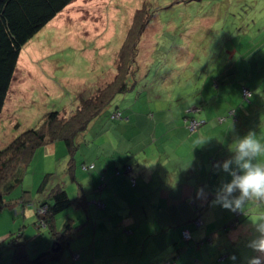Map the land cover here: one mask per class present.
Segmentation results:
<instances>
[{
    "label": "rangeland",
    "instance_id": "374dc122",
    "mask_svg": "<svg viewBox=\"0 0 264 264\" xmlns=\"http://www.w3.org/2000/svg\"><path fill=\"white\" fill-rule=\"evenodd\" d=\"M137 12H144L143 17L150 14L140 35L137 51L141 56V68L146 67V76L140 78L138 74L135 75L137 83L126 93L116 94L109 106L90 125L83 136L85 141L74 155L76 161L84 158L87 154L86 148H98L100 132L106 133L102 139L106 141L109 149L132 147L142 156L141 160L143 149L144 153L159 152L162 156L155 159L156 162L162 161L164 157L167 159L173 151L177 153L180 148L184 149L187 144L181 143L180 135L167 134V128L171 127L167 123L158 121L152 124L150 121L153 118L150 114L158 108L163 109L165 105L161 106L160 101L174 103L173 107H176L178 101L187 100L188 104H191L186 107V110H189L203 99L204 103L208 102L204 106L205 109H213L212 112L216 113L211 104L215 98L212 91L204 92V96L199 92L206 79L211 87L214 88V80L222 87L219 88L218 107L223 114L226 115L229 108L235 107L238 112L248 115L245 119L248 120L247 123L258 121L261 117L258 122L264 125V0H73L34 34L20 51L36 53L30 60L33 66L40 65V70L46 66V60L54 68L52 71L47 66L48 68L43 69L45 73L37 75L35 80L33 75L26 77L29 76L27 68L17 63L10 99L16 92L20 79H30L34 89L30 97L25 98L27 103L9 104L1 112L0 148L25 128L38 127L46 112L58 110L68 114L75 109L76 93L82 89L78 82L82 81L83 76L95 82L104 79L107 72L113 71L110 61L112 57L114 59ZM45 53H48L46 60L43 56ZM72 74L80 79L76 85H67L68 83L62 81H69L68 77ZM45 77L51 85L50 91L43 90L42 83L37 79L44 81ZM243 82L251 90L257 88L252 90L250 103L241 97L240 87ZM19 96L23 98L22 95ZM116 106L120 109L132 108L138 117L137 122L125 126L126 128L118 126L120 120H113L111 113ZM170 107L166 109L170 110ZM160 112L166 113L165 110ZM155 114L159 116L157 112ZM141 116L150 121L143 120ZM216 118H213L212 122L218 121L219 117ZM133 134L137 136L133 139L134 144H130L132 141L129 142L126 138ZM95 136L96 143L93 139ZM90 141L92 142L89 145ZM232 144L229 143L228 146ZM162 152L166 155L163 156ZM69 159L70 155L63 141L39 146L32 159L24 166L23 185L16 186L7 195L15 196L21 192V188H29L35 198L37 186L46 172H52L48 183L53 179L57 182L61 177L66 180ZM71 182L66 184L70 196L73 194L70 187L77 188L76 183ZM213 201L212 209L203 211L222 215L225 208L213 204ZM254 206L253 209L260 208L257 204ZM79 211L67 207L57 214L64 215L61 222L57 219L59 228L66 215L76 219L75 222H80L81 218H77ZM231 211L235 214V210ZM250 218L251 222L256 219ZM23 219L18 210L8 207L0 210V252L10 251L6 240L1 241V235L9 232L10 221H15L16 228L11 231L17 232L18 222ZM34 220L31 224L36 234L39 233V242L42 241L39 247L45 250L48 248L46 240L50 244L52 242L51 236L44 228H36ZM252 225L248 224L246 227L254 228ZM250 236L249 239L255 237ZM26 242L29 254L35 256L37 251H33L34 244L31 240ZM243 251L244 254L254 253L248 245ZM64 252L68 255L69 250L64 249Z\"/></svg>",
    "mask_w": 264,
    "mask_h": 264
},
{
    "label": "crops",
    "instance_id": "0c3cea01",
    "mask_svg": "<svg viewBox=\"0 0 264 264\" xmlns=\"http://www.w3.org/2000/svg\"><path fill=\"white\" fill-rule=\"evenodd\" d=\"M33 54L36 53H20L17 63L27 68L29 76L26 77L33 75V79L36 80L37 75L45 73L43 69L48 68L47 66L52 69L54 66L47 62L48 53H45L46 57L43 56L46 66L40 70V65L33 66L34 64L31 63L30 59L32 56L34 57ZM115 57L116 55L110 61L112 68ZM140 58H138L139 63ZM88 61L91 60L88 59ZM35 64H39V62H35ZM113 73H115L114 68L112 72L106 74L112 75ZM68 74L70 75V73ZM37 79L42 83L43 90L50 91L51 85L46 81V77L44 81ZM68 80L62 79L63 82L68 83L67 85H76L77 80L80 79L72 74ZM85 80L86 78L83 76L78 85L82 86ZM212 84L216 90L206 79L202 83L201 95L204 96V92L212 91L215 98L211 104L217 112L214 113L213 109L210 111L204 107L200 111L190 113L194 117L205 119L201 125H204L202 128L200 126L195 130H189L185 126L184 116L188 111L186 107L191 105L187 100L178 101V107H173L174 103L168 104V101L165 103L160 101L161 106H165L163 109L156 110L159 116L155 114L156 112H151L152 121L141 116L143 120L150 121L152 124L158 123V121L167 123L168 126H171L167 128V134L180 135L181 143L187 144L184 149L180 148L179 152L173 151V154H169L167 159L164 157L162 161L156 162L155 159L162 156L157 151L144 153L143 149L141 160L142 156H139L132 147L109 149L106 141L104 142L102 139L105 132L98 136V148L93 150L90 147L86 148L87 154L84 155L83 161L89 164L94 162L95 167L91 172H83L81 167L75 170L76 184L81 187L87 199L85 207L77 213V218H81L80 222H83V226L79 227L76 234L82 233V235L74 236L69 242L68 255H65L63 251L60 260L47 264H158L161 260L175 255L178 257L179 264H248L251 257L258 255L255 252L244 254L243 250L253 239H249L250 235H257L250 217L264 218V210H262L264 205H257L260 208L253 209L254 204H247L238 211L235 210V213H238L239 221L232 229H226V231L222 226L228 219L234 218L235 214L231 210L224 209L222 215L213 211H203L212 209L216 190L222 181L230 180L226 173L215 170L213 165L233 155L230 149L237 139L242 138L240 135L254 132L257 138L264 142V129H262L264 125L259 123L261 117L257 119L259 122L253 120V122L247 123L248 120L245 119L248 115L240 114L236 109L237 121L232 122L231 118L226 117L218 107L220 104L219 88H222L219 87L220 83L214 80ZM31 85L30 79H20L16 92L10 99L12 81L1 112L9 104L27 103L24 100L30 97L31 91L34 89ZM19 95H22L23 98ZM207 104L208 102L204 103V106ZM149 105L151 106L152 103ZM169 106H171L170 110L166 109ZM164 110L166 113L160 112H164ZM134 113L135 111L131 110L118 121V126L126 128L125 126L137 122L138 117ZM216 117H219L218 121L212 122ZM136 136L137 134H133L126 139L129 142L132 141L130 144H134L133 139ZM201 138L206 142L197 143ZM93 139L96 143L97 136ZM229 143L232 145L228 146ZM165 155L164 153L163 156ZM121 160L131 165L130 173L135 178L134 185L130 183L126 175L119 177L112 175L113 169L120 166L119 161ZM101 174L105 175L102 183ZM200 189H203L204 195L198 194ZM71 191L76 194L74 188ZM234 195L239 194L235 193ZM96 200H100L101 203L96 205ZM195 202L204 207L200 217L202 226L197 227L192 221L186 224V228L194 241L205 237L209 242L198 247L191 244L184 251L180 249L177 253L179 255H177L175 253L176 245L183 246L186 242L181 240L180 228L172 229V227L186 221L190 222L189 219L193 216L192 204ZM8 208L18 210L22 214L24 219L18 222V231L27 237L26 241L33 240L36 232L31 224L35 217L32 205L26 204L22 207V204L19 203ZM73 208L74 210L78 209ZM63 216L58 215L56 221L60 219L61 222ZM30 220L32 221L28 223ZM248 224H253L254 228L246 227ZM14 227L15 221H10L9 232L1 235V241L6 240L10 231L16 229ZM240 234H242L241 237ZM239 242H242V246ZM74 251H79L81 255L80 259L72 262L71 254ZM10 257L11 250L6 253L0 252V264H9ZM218 257L222 259V263H218ZM231 257H235V259H231Z\"/></svg>",
    "mask_w": 264,
    "mask_h": 264
},
{
    "label": "trees",
    "instance_id": "16d2710c",
    "mask_svg": "<svg viewBox=\"0 0 264 264\" xmlns=\"http://www.w3.org/2000/svg\"><path fill=\"white\" fill-rule=\"evenodd\" d=\"M71 1L73 0H0V112L4 106L10 85L14 80L16 65L22 47ZM143 14L144 12H137L131 27L126 31L125 37L116 53L113 66L115 73L112 75L107 74L104 79H98L95 82H91L86 78L83 87L81 86L82 89L80 88V92L76 93L77 102L75 109L68 114L58 110L46 112L38 127L25 128L0 148V210L19 203L22 204V207L26 204H31L35 210L36 219L34 220V225L38 229L42 227L47 230L52 239L51 244L46 240L48 248L42 250L40 249V242L42 241L39 242L40 239L37 236L39 233L36 234L31 242L34 244L33 251H37V253L35 256H31L26 244L27 237H24L20 231H10L6 238V246L11 250L9 264H47L52 261H58L61 259L64 249L69 247L68 245L72 238L82 235V233L76 234V232L79 227L83 226V222H75L76 219L67 216L59 228L56 223V217L57 214L64 211L67 207H75L79 210L85 207L87 199L81 187L76 184L77 188H74L76 194L72 191L73 194L70 196L66 190V184L69 181H72V184L76 183V168L81 167L83 172H91L95 167L94 162L85 163L83 161L84 158L81 159V162H78L74 157L82 142L85 141L83 136L86 135V131L109 106L116 94L126 93L134 83H137L135 75L138 74L140 78L144 75L146 76V67L141 68L138 61L141 56L140 53H137L141 39L140 35L148 22L149 17L147 16H150L148 13L147 16L143 17ZM245 84L243 82L240 87L241 97L244 101L250 103L252 90L254 91L256 87L251 90ZM245 89L250 91L247 99L243 95V90ZM203 108L204 100H200L198 104H195L186 112L184 124L189 130H195L205 122L203 118L190 115V113L200 111ZM236 109L235 107L229 108V113L226 114V117H230L232 122L237 121ZM131 110L132 108L125 107L120 109V107L116 106L111 112L113 120L123 119ZM192 119L201 122L193 129L189 127ZM15 125L18 127L17 123ZM100 135H102V132L98 134V136ZM56 141H63L66 151L70 155L66 168V180L61 177L57 182L53 179L48 183L52 172H46V175H43L37 186L35 198L32 197L29 188H21V192L15 196L7 195L16 186L23 185L24 166L32 159L37 148ZM113 160H115L114 157ZM119 162L120 166H116L113 169L112 175L115 177L126 175L130 183L134 185L135 178L130 173L131 165L122 160ZM100 176L103 178L101 180L102 183L105 175L101 174ZM70 188L72 189L73 187ZM95 203L97 205L101 201L96 200ZM203 209L202 204L193 203V216L189 219L190 222L186 221L172 227V229L180 228L181 240L186 242L183 246L176 245V254L179 253L180 249L184 251L191 244L198 247L209 242L205 237L194 241L186 228V224L192 221L197 227L202 226L200 217ZM237 215L238 213L236 212L233 215L234 218L228 219L223 223L224 231L232 229L237 224L239 221V216ZM197 220L200 222L197 223ZM80 255L79 251L72 252V262L80 259ZM165 262H168V264H179L176 255L167 257L158 264H165ZM222 262V259L218 257V263Z\"/></svg>",
    "mask_w": 264,
    "mask_h": 264
},
{
    "label": "clouds",
    "instance_id": "9594fccd",
    "mask_svg": "<svg viewBox=\"0 0 264 264\" xmlns=\"http://www.w3.org/2000/svg\"><path fill=\"white\" fill-rule=\"evenodd\" d=\"M205 142L203 138L197 141L199 144ZM230 150L233 153L230 158L213 165L215 170L230 177L221 182L213 204L228 210H237L247 204L264 205V142L254 132H249L237 139ZM198 194L204 195L203 189L198 190ZM253 224L257 235L248 246L258 255L251 257L248 264H264V218H256Z\"/></svg>",
    "mask_w": 264,
    "mask_h": 264
},
{
    "label": "built area",
    "instance_id": "2783aa9c",
    "mask_svg": "<svg viewBox=\"0 0 264 264\" xmlns=\"http://www.w3.org/2000/svg\"><path fill=\"white\" fill-rule=\"evenodd\" d=\"M243 95H244V97L247 99V97L250 95V91H249L248 89L243 90ZM199 123H201V122H199V121L196 120V119H192V120L190 121V123H189V127H190L191 129H193V128H195ZM198 222H200V221L197 220V223H198ZM186 236H187V234H186ZM165 264H168V262H165Z\"/></svg>",
    "mask_w": 264,
    "mask_h": 264
}]
</instances>
